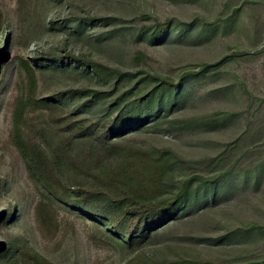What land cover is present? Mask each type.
Returning a JSON list of instances; mask_svg holds the SVG:
<instances>
[{
    "label": "rangeland",
    "instance_id": "rangeland-1",
    "mask_svg": "<svg viewBox=\"0 0 264 264\" xmlns=\"http://www.w3.org/2000/svg\"><path fill=\"white\" fill-rule=\"evenodd\" d=\"M0 5V255L21 238L52 264H126L139 254L159 262L262 261L264 178L259 180L257 169L264 162V0H0ZM157 23H169L170 33L151 44L141 34ZM49 56L90 59L137 78L107 82L73 60L63 65ZM26 64L35 73L38 99L71 90L114 99L129 87L142 88L136 83L146 75L182 80L167 120L153 130L125 133L120 143L131 154H167L166 192L190 175L219 172L235 160L242 165L236 174L249 171L247 179L222 185L214 201L183 214L134 250L104 238L91 220L64 211L50 238L36 216L40 197L10 140L13 103L32 80ZM91 95L66 96V112L76 119L99 118L109 101L89 102Z\"/></svg>",
    "mask_w": 264,
    "mask_h": 264
},
{
    "label": "trees",
    "instance_id": "trees-1",
    "mask_svg": "<svg viewBox=\"0 0 264 264\" xmlns=\"http://www.w3.org/2000/svg\"><path fill=\"white\" fill-rule=\"evenodd\" d=\"M21 5L24 7L25 2ZM3 22L0 5V28ZM81 26L78 23L77 29ZM144 29L141 36L157 44L168 39L171 28L169 23H157ZM68 58L49 56L48 61L63 65L74 61L90 69L100 80L108 82L116 78L117 84L131 83L137 78V74L110 70L90 59ZM25 68L32 80L29 91L20 93L13 103L10 140L40 197L36 216L40 228L50 238L58 233L60 213L64 211L91 220L95 231L104 238L134 250L159 236L183 214L214 201L215 192L222 185L248 177L249 171L241 176L236 174L242 165L235 160L219 172L190 175L176 184L174 190L166 192L164 178L171 169L166 162L167 154H131L120 143L125 133L153 130L167 120L171 102L181 93L182 80L174 82L168 77L146 75L136 83L142 88L129 87L114 99L110 94L83 90L38 99L35 73L29 65ZM85 93H92L89 102L109 101L107 112L96 120L76 119L65 110L66 96L73 99ZM190 128L187 124L185 129ZM227 153L223 155L228 156ZM257 170H261L259 180L263 179L264 162ZM0 257L2 264H52L21 238ZM126 264L220 263L187 259L159 262L139 254ZM256 264H264V257Z\"/></svg>",
    "mask_w": 264,
    "mask_h": 264
}]
</instances>
